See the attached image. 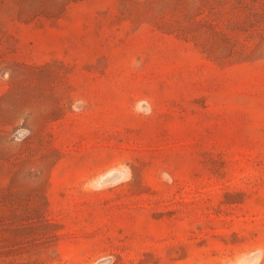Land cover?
<instances>
[{"label":"rangeland","instance_id":"obj_1","mask_svg":"<svg viewBox=\"0 0 264 264\" xmlns=\"http://www.w3.org/2000/svg\"><path fill=\"white\" fill-rule=\"evenodd\" d=\"M0 264H264V0H0Z\"/></svg>","mask_w":264,"mask_h":264}]
</instances>
